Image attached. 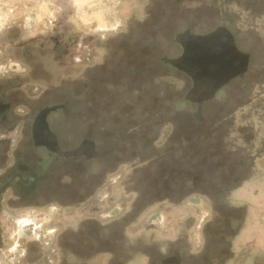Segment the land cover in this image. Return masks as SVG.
Masks as SVG:
<instances>
[{
    "label": "rangeland",
    "instance_id": "rangeland-1",
    "mask_svg": "<svg viewBox=\"0 0 264 264\" xmlns=\"http://www.w3.org/2000/svg\"><path fill=\"white\" fill-rule=\"evenodd\" d=\"M170 1L0 0V102L9 105L11 114L6 121L0 119V141L8 140L12 147L24 144L28 156L39 158L32 153L43 149L33 148L22 129L42 108H55L51 128L59 150L68 154L65 162H71L68 169L54 154L53 167L44 168L38 179L36 189L53 193L55 199L40 195L32 201L38 206L1 200L0 264H27L25 257L28 262L43 257L54 264H111L107 252L90 260L70 255L68 244L91 233L82 227L85 221L109 226L103 236L119 247V264H144V252L159 254L179 236L182 251L201 257L200 227L209 212L204 200L189 196L179 204L156 201L133 207L136 194L130 191L128 177L147 164L150 152L171 145L198 123L213 126L216 131L209 139L217 144L224 140L227 150L236 152H231L235 159L251 158L243 146L264 149V0ZM174 4L177 13L167 12ZM216 10L230 20L222 26L248 62L246 70L219 91L198 99L190 92L186 73L173 66L181 52L177 40L215 29V17L208 12ZM172 14L181 20L170 25L166 20ZM102 66L99 71H106V77L97 81L96 69ZM152 109L158 114L146 116ZM168 111L175 119H167ZM141 116L146 132L139 148L130 143V133ZM216 133L219 137L214 139ZM99 135L98 148L111 147L115 141L110 140H116L123 151L113 160L101 153L94 159L92 142ZM257 156L255 163H247L249 181L231 190L226 203L262 199L257 196L264 190V151ZM82 172L87 177L100 173L88 193L86 182L83 187L77 184L78 178H86ZM69 184L72 197L63 193ZM78 228L83 229L80 234ZM242 238L229 264L244 249L246 237ZM214 255L221 254L216 250Z\"/></svg>",
    "mask_w": 264,
    "mask_h": 264
},
{
    "label": "flooded vegetation",
    "instance_id": "flooded-vegetation-1",
    "mask_svg": "<svg viewBox=\"0 0 264 264\" xmlns=\"http://www.w3.org/2000/svg\"><path fill=\"white\" fill-rule=\"evenodd\" d=\"M177 41L179 42V46H181V52L175 58L173 66L186 73L191 81L190 92L191 94H196L198 99L203 98L202 96L207 93L212 94V92L216 90L219 91L221 87L227 84L237 73H243L246 70L248 62L247 54L240 51L234 53L232 46H236L234 44L233 35L223 26H219L209 32L197 36L185 34ZM196 46L199 48L203 47V49H207L210 53H220L221 57H219L220 59H212L214 62L211 60L208 61V63H202L200 62L201 60L193 57L192 50L196 49ZM226 62H228V64H225ZM226 71H229L228 73L231 77L224 81L227 75ZM9 111V105L0 102L1 120H7V116L11 115ZM47 111V108L39 110L38 114L32 118L31 122L28 121L26 124L27 128L22 129V131H26L23 132V134L27 133L29 139L32 140L33 148L43 149L42 152L35 151L32 153H36V156L38 155L39 158H36L35 156H28L29 153H27L24 144L12 147L8 140L0 141L2 144L0 145L2 148V150H0V202L2 199H5L6 202H10L12 200L21 201L23 202L22 206H38V203H34L32 201H35L40 197V195H51V199H55V197H53V193H47L43 190L38 191L36 189L38 179L44 175L45 169L41 166L44 155L45 158L46 154L47 156L49 155L50 157L48 158L53 164L55 163L56 158L59 159L61 157V159H63L62 163H65V167L67 166L68 169L71 167V162H65L64 159L68 154L65 151L59 150V145L61 144L58 142L56 135L53 133V129L51 128L52 122L48 119ZM9 152L12 159L11 161H8ZM54 154L57 155L55 156L56 158L54 157ZM74 155L75 157L79 156V154L76 153H74ZM79 158H81V156H79ZM78 164L80 165L81 163L78 162ZM98 175L95 173L94 177L88 176L84 179L78 178L79 183L77 182V184L83 187V181L86 182L87 185L84 187H87V190L85 191L88 193L91 190L90 185H94V183L98 180ZM92 180L94 182H92ZM70 187L71 186L69 184V186H67V192L63 191V193L68 197H72L74 194ZM7 190L10 191L8 196L5 195ZM24 201H26L27 204L24 203ZM82 223V227L86 226V230L92 231L93 229L96 230V233L95 235H93V233H90L89 235L85 234L83 239L82 237H79V241H75V244L70 242L68 244L70 255L75 258L89 259L91 257L96 258V256L101 254L103 250L108 251V242H104L102 229H100L102 228V224H99L96 221H85ZM78 229L80 230H78L79 232L77 231V234H80L83 229ZM83 251L87 252L86 255L81 254ZM114 251L115 250H112L113 253ZM116 254H118L116 260L114 259L112 264H119L120 262L119 260L121 258L119 257L122 253L115 251V255ZM186 257H188L186 252L172 250L162 261L164 264H178L181 259ZM80 260L81 259H79V261ZM150 264H155V262L152 261Z\"/></svg>",
    "mask_w": 264,
    "mask_h": 264
},
{
    "label": "crops",
    "instance_id": "crops-1",
    "mask_svg": "<svg viewBox=\"0 0 264 264\" xmlns=\"http://www.w3.org/2000/svg\"><path fill=\"white\" fill-rule=\"evenodd\" d=\"M238 50V49H237ZM239 51V50H238ZM100 68H105V66L98 67L96 69V72H100V75L96 73L98 78L97 81H102L106 77V71H99ZM93 79V78H92ZM94 79V80H95ZM56 111L55 108H48V119L51 120L52 113ZM46 113V114H47ZM203 125V124H202ZM199 125L198 126H202ZM228 134H224L223 137H226ZM243 138V137H240ZM85 144V143H84ZM90 146H92L91 142L88 143ZM86 145V144H85ZM240 145V144H239ZM238 146V144L236 145ZM241 146V145H240ZM223 148L224 154L220 157H224L223 161L221 162L222 167L221 169H227L232 170L228 173V175H223V177L218 178V176L214 175H208L207 177H201V178H189L190 184L197 185L201 184L200 189L198 192H192L189 194L180 193L178 194L179 198L178 200H170V199H163L162 201H168V202H176L178 201V204L181 202H184L189 196H192L193 198L197 199H203L204 202L207 204V209L209 212H207L206 216L207 219L204 220L202 226L200 227L201 235H203V245L200 249V255L201 257H198L197 254L188 253L186 252V255L188 257L181 259V261L178 264H229L230 259L235 258V254L237 252V248L239 245H237V242L242 240V237H246L244 240V249H242V252L238 256L236 260H234V264H264V190L261 192H258V196L262 198L260 201L259 198L256 200L248 201V202H242V201H235V205L226 203L227 196L231 192V190H238L239 187L242 186L243 182L249 181V176L247 173V166L248 161H252L253 163L256 162L258 159L257 153H261L262 150L264 151L263 147H259V145H255L251 151L249 149L244 151L248 152V154L251 155V158L243 159L242 157H236L235 155L231 154L233 151L227 150L226 143L222 146H219ZM235 147V146H233ZM242 147V146H241ZM236 153V152H233ZM243 153V152H242ZM234 156V159H233ZM49 155L46 158L44 155L43 161H42V167L45 169H48L49 165L53 167V163L48 158ZM111 160H113V156L110 157ZM200 160V159H199ZM79 163H81L79 161ZM251 163V169H253L254 164ZM52 164V165H51ZM202 164V163H201ZM214 164V162H212ZM199 164H197V167ZM216 166V165H215ZM213 168V166L208 165L206 163L205 169L210 172V169ZM101 170L104 169L103 167L100 168ZM204 168L202 170H205ZM97 173V172H96ZM100 174V173H98ZM216 179H221L223 183L228 184V188L224 189L223 191H220V193H216L213 190L208 189V185L213 184L216 182ZM188 181V180H187ZM199 182V183H198ZM207 188H206V187ZM205 187V188H204ZM205 190V191H202ZM208 191V192H207ZM212 192V194H211ZM184 194V195H183ZM109 227V226H103L102 225V235H103V228ZM109 230V228H106ZM106 230L105 232H107ZM110 231V230H109ZM112 231V230H111ZM93 233L95 235L96 230L88 231ZM112 233V232H111ZM116 234V233H115ZM181 237H177L173 242H171L170 248H166V250H160L159 252V259H154L151 257L150 253L144 252V256L146 257V261L144 264H150L155 262V264H164L162 260H164V257L167 256L172 250H178L179 252H182V248H184V245H182V241L180 239ZM104 242H108L109 250L102 252L109 253L110 257V263L112 264V261L115 259L118 254L115 255V251L119 252V247L112 245V238H104ZM180 241V242H179ZM106 247V246H105ZM106 249V248H104ZM112 250H115L114 253ZM218 250L220 252V256H215V251ZM164 251V252H163ZM102 254V253H101ZM114 257V258H113ZM119 257V256H118ZM120 258V257H119ZM27 260V264H54L48 260V258L43 260V257L38 260L30 259L28 262V257H25ZM90 260V259H89ZM84 264H90V263H84ZM177 264V263H176Z\"/></svg>",
    "mask_w": 264,
    "mask_h": 264
},
{
    "label": "trees",
    "instance_id": "trees-1",
    "mask_svg": "<svg viewBox=\"0 0 264 264\" xmlns=\"http://www.w3.org/2000/svg\"><path fill=\"white\" fill-rule=\"evenodd\" d=\"M240 1L244 2L245 0H240ZM253 2L254 1H251V3ZM176 3L178 4L177 1ZM228 3L230 4V2ZM176 6L177 5L174 4V6L169 7L168 9H166L167 12L173 11L174 9V14H176L177 13ZM191 11L197 13L200 12V9H195V10L193 9ZM208 14H212L213 17H215L214 19L215 26H213L215 28L222 25H227L230 21V20H224L220 12H218L217 10L215 12L209 11ZM167 17L169 18L166 20V22L169 23L170 25L175 24L176 23L175 21H177V19L181 20L180 17L173 14ZM90 77H92V74H90ZM157 114L158 111H154L153 109L145 112V115L149 117L150 116L155 117ZM174 115H175L174 113L169 112L167 115V119L173 117ZM175 117L176 115L174 116V119ZM183 121L185 123L186 121L185 117L182 118V122ZM138 122L141 124V128L139 123H137L136 127L135 125L133 126L134 130H132L130 133V136L132 137V142L130 143L135 147H139L140 143H142L146 132L144 126V122H145L144 118L142 117L141 120H139ZM199 125L202 124L199 123ZM205 126L204 124L202 126L196 125L194 129H191L192 132L183 131L180 134L179 139L174 140V143H172L171 145L169 144L165 145L163 149H161L160 151L150 152V154L148 155L149 158H147L146 160L147 163L146 165L135 168L134 172L130 174L128 177L129 179L128 185L130 191H133L136 194V199L134 200L133 207H136L138 205L148 206V204L150 203H154L156 201H160L165 198L170 200H178L179 196H176L177 194L180 193L189 194L192 192H198V190L200 189L201 184H197V185L190 184L189 181L190 177L201 178V177H207L208 175H214V176H218V178L220 177L222 178L223 175H228V173L232 171L229 170V168L221 169L222 167L221 162L223 161L224 157H220V154L222 156L224 152H223V148L219 146L223 145L224 140L217 144L212 139H209V137H212L209 136L210 132L216 130L212 129L213 126L211 128L210 127L207 128ZM110 133L111 131L108 132L107 135H109ZM218 137H219L218 133H216L214 135V139H217ZM99 138L100 135L98 136L97 141L94 140V142H92L96 146L94 147L95 149L93 150L95 152L93 157L94 159L98 158L100 153L103 154L104 157L110 158L111 156L118 154L116 152H119L120 149L122 150V146L121 145L119 146L120 142L116 140H110V141H115L113 145H111V147L104 145L105 148L104 146L102 148H98L96 143L99 141ZM212 162H214V164H212ZM206 163L208 165L211 164V166H213V168L210 169V172H208V170L205 169ZM197 164H199L198 167ZM203 168L205 170H202ZM82 173H84L85 176L87 177L86 172H82ZM208 187H209L208 189L213 190L216 193H220V191H223L224 189L228 188V184L223 183L221 179H216V182L208 185ZM115 225H117V222L115 223ZM106 228L109 227H104L103 229L108 230ZM118 251L120 252V250ZM150 255L152 258L156 260L159 259V257L157 256L159 255L158 253L157 254L155 253V255H153V253L151 252Z\"/></svg>",
    "mask_w": 264,
    "mask_h": 264
},
{
    "label": "water",
    "instance_id": "water-1",
    "mask_svg": "<svg viewBox=\"0 0 264 264\" xmlns=\"http://www.w3.org/2000/svg\"><path fill=\"white\" fill-rule=\"evenodd\" d=\"M232 50L234 51V53L238 52L237 48L233 47V46H232ZM192 54H193L194 58L196 57L198 60H201L200 62H202V63H208V61H211L214 58L220 59L219 57H221L220 53H213V52L210 53V51H208L207 49H205V48L203 49V47L199 48L198 46H196V49L192 50ZM223 63H224V61H223ZM225 64H228V62H226ZM228 72L229 71H226L227 75H226L224 81L228 80L231 77Z\"/></svg>",
    "mask_w": 264,
    "mask_h": 264
}]
</instances>
